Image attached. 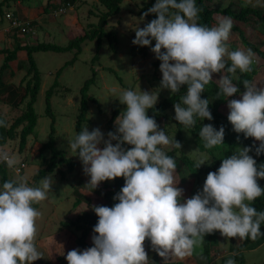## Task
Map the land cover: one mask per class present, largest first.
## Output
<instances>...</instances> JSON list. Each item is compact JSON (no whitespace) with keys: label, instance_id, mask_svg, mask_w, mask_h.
<instances>
[{"label":"clouds","instance_id":"1","mask_svg":"<svg viewBox=\"0 0 264 264\" xmlns=\"http://www.w3.org/2000/svg\"><path fill=\"white\" fill-rule=\"evenodd\" d=\"M202 11L197 0H156L144 16L153 13L157 18L137 27L132 41L142 47L156 41L151 51L161 61V88L179 93L181 86H188L174 105L175 120L184 129L194 128L197 118L213 120L209 99L201 98L213 73L226 71L235 76L237 70L251 72L256 55L251 49L229 51L232 18L223 17L209 27L198 22ZM218 82L217 98L232 97L239 91L229 75H222ZM243 85L242 99L228 101V120L235 132L260 141L255 148L260 155L264 153V87L247 79ZM158 98L156 92L124 89L117 99L127 107L115 120V132H108L105 139L99 128L90 132L84 126L69 140L70 150L78 154L85 175L90 177L85 186L94 190L101 182L118 177L125 179V185L114 197L119 202L113 207L93 206L99 217L94 226L98 235L92 237L94 246L67 252L68 264H149L146 239L167 264L169 256L190 257L202 247L205 235L215 231L241 240L264 235V211L253 206L264 195L258 183L264 179V164L258 169L257 161L249 155L252 147L238 148L223 158L219 169L207 175L202 192L181 202L183 189L176 186L175 179L177 162L158 146L174 143L180 149L182 145L148 115ZM6 126L0 119V127ZM199 135L211 149L224 144L225 128L217 130L206 124ZM125 144L132 147L126 149ZM208 160L201 158L197 167ZM0 162L12 172L19 163L7 150L0 151ZM52 183L49 175L37 187L29 186L23 177L0 185V264H32L43 257L35 243L42 213L33 205L48 198ZM226 264L236 261L229 258Z\"/></svg>","mask_w":264,"mask_h":264},{"label":"rangeland","instance_id":"2","mask_svg":"<svg viewBox=\"0 0 264 264\" xmlns=\"http://www.w3.org/2000/svg\"><path fill=\"white\" fill-rule=\"evenodd\" d=\"M56 1H58L56 2L57 4H60L63 0ZM148 1L149 0H123L120 12L109 17L107 25H105V30L114 31L116 33L117 41L114 43L115 49L112 50L110 48L109 42L105 37L102 38L99 50H97V42L95 39L86 40L81 44L82 49L77 54L73 63L64 67L58 77L60 85L50 99L55 116L56 146L65 150L67 156L76 162V166L74 170L67 171L64 165H57L52 172H47L44 176H52L53 183L48 193V198L38 203L35 207L42 213L41 217L37 220L38 232L35 243L43 257L32 262V264H68L67 260H58L57 257L63 256L66 251L76 246L74 240L76 235H79L80 232L73 229H62L60 227V222L62 220L74 219L77 214L89 213L92 211L91 206L102 201L101 193L85 186L89 182L90 177L85 175L83 164L78 154L72 152L69 147V140L75 137L74 125L79 111V90L83 82L91 76L92 70H95L96 74L94 83L89 86L88 94L96 98L97 102H89L86 115L87 120L83 123V127L87 126L90 132L93 129L99 128L104 134L105 139H107V133L111 131L109 123L113 111L118 112L117 116L111 122V124L116 127V118L126 110L127 106L121 104L117 99L122 90L132 89L135 91H148L150 93L156 92L159 95L157 104L163 98L172 94L169 89H163L160 86L162 80L160 64L157 67L153 65V61L157 58L155 53L151 51V48L155 46L156 41L152 40L151 46L143 47L132 43L135 39V29L137 27L143 28L151 19L152 13L144 16V13L148 10L140 12L141 7L146 5ZM52 3L50 0H8L0 10V18L2 13L8 10H14L21 16L22 13H19L21 11L19 6L33 11L38 8L39 11L41 7L44 9V7L48 5L49 11H43L42 13H38L36 17L34 16L37 20V26L34 28L35 33L32 31L31 34L17 36L23 39V43L27 42L28 44H33L37 41H49L64 45L70 38L89 29L91 24H96L98 20L97 17L105 10L98 0H77L72 4V8H67L64 13L58 16H52L51 10L54 9L51 7ZM211 3L217 8L228 6L232 9H238L239 7L251 4L264 10L263 0H211ZM42 15L44 16V21L41 20ZM22 17L30 20L33 18L23 15ZM222 18L223 16L218 13L214 14L212 26ZM6 23L7 20L2 18L0 28L5 26ZM237 25L243 31L248 41L253 42L264 51V24L256 25L254 21H250L248 23H237ZM8 35L11 34L0 32V44L2 47L7 46L6 41H8L7 38L10 37ZM3 38H5V41ZM227 45L229 51L238 49L248 50V47L240 40L238 33L233 30H231ZM96 53L98 54V58L92 61ZM73 54L74 50L62 52L40 50L33 53L41 77L40 88L33 105L37 115V122L34 132L28 136L23 150H18V133L20 128L17 129L15 138L8 140L5 146L7 152L15 157L16 163L19 161L25 163V166L19 173L12 172L9 168V177L11 179L26 178L28 185L33 187L39 186L40 181L43 179L42 178L39 182H35L32 176L40 166L46 165V160L38 156L39 147L48 139L51 122L50 117L45 114V90L52 84L56 71L66 61L70 60ZM17 56L18 60L26 61V51L20 50ZM21 56H23V58ZM252 66L257 69V72L253 76L251 82L257 84L258 87H264V58L256 54ZM15 70V74L12 77L4 74L5 80L17 83L24 74V71L17 68ZM222 75H224V72L213 73V80L219 84L218 80ZM119 78H121V81H119ZM62 87L68 88L61 89ZM242 94L243 93H236L232 97H227L226 101L220 105L219 110L224 114H229L230 109L228 108V101L231 99H242ZM24 108L25 103H22L17 108L6 105L5 103H0V113L9 123H11ZM166 113L167 117H161L156 120V122L160 130L166 131L169 138L173 139L175 129L173 125H175V122L172 120V116L175 117V110L174 108H169ZM182 138V147L175 158L177 162L175 173L176 186L183 189V195L180 198L181 202L191 198L198 192H202L203 185L206 181L203 172L196 177L191 174V176L189 175L188 168L184 161L180 159L181 154L191 157L196 162L203 157L209 158L208 161L201 165L204 166L214 156L233 155L238 148L242 149L244 147H249L247 144H233L229 138H225L224 144L207 149L206 151H199L188 129H183ZM254 141L260 144V141L255 140V138ZM115 143L116 141H113V144ZM99 147L103 148L104 145L101 144ZM158 147H161L167 152L171 149L172 144ZM44 155L47 159L49 156L48 151H45ZM60 171H63L64 175H61ZM101 185L102 182L99 186ZM108 185L111 186V182H109ZM74 191H78L83 196L89 198L90 202L81 201L78 205H74L73 202L76 198ZM114 197L115 196L112 197L113 206L119 202L115 200ZM261 232L264 233V224ZM93 236L92 233L88 234L86 238L87 243L93 244ZM204 240L202 247L196 248L190 257L178 259L169 256L168 259L182 260L185 264H216L223 254L227 253L229 250H233L241 241L240 238L223 237L219 231L205 235ZM257 242L259 245L257 243L256 246L244 250L243 264H262L264 260V235L259 236ZM204 247L209 249L208 257L201 253ZM191 261L193 262L191 263Z\"/></svg>","mask_w":264,"mask_h":264},{"label":"trees","instance_id":"3","mask_svg":"<svg viewBox=\"0 0 264 264\" xmlns=\"http://www.w3.org/2000/svg\"><path fill=\"white\" fill-rule=\"evenodd\" d=\"M77 0H63L62 3L57 4L58 1H53L51 7L56 8L59 5H64L67 2L74 4ZM123 0H98V2L105 8V10L97 17V23L91 24L90 28L85 30L83 33L70 38L68 42L64 45H59L56 43H52L49 41H37L33 44L28 43H22L19 39L16 38L14 45L11 49L9 48H3L0 50L4 54L3 60L0 64V103H5L6 105H9L11 107L17 108L22 103H25V108L21 111V113L11 122L9 123L8 120L0 113V119H3L6 121L7 126L6 127H0V145H7L8 140L14 139L16 136L17 129L20 128L18 136V150H23L28 136H30L35 129V125L37 122V115L34 110V102L37 97L38 90L40 88V72L37 68L36 62L34 60L33 53L36 51H55V52H62V51H72L74 50V54L72 58L68 61H66L57 71L54 77V80L52 84L45 90V114L50 117V131L48 135V139L42 143V145L39 147V154L38 156L41 159H45L46 165L40 166L35 173L33 174L32 178L35 182H39L47 172H52L57 165H64L67 171L74 170L76 166V162L72 160L69 156H67L65 150L60 149L56 146V138H55V116L54 112L51 107V97L54 95L56 90H58V87L60 85L58 77L64 67H66L69 64H72L75 60L77 54L82 49L81 44L84 43L86 40H92L95 39L97 42V50H99L102 38H107L110 48L113 50L115 49L114 43L117 41L116 33L114 31H107L105 30V25H107L109 17L116 15L121 10V3ZM264 1V0H263ZM8 2V0H1L0 1V10L2 6ZM156 3V0H149L146 5L141 7L140 12L147 11L149 8L154 6ZM197 5L199 7H202L203 11L200 13L199 17V23L205 24L209 27L212 26V23L214 22V14L218 13L219 15L223 17H231L233 21V31H236L239 35L240 40L242 43H244L248 49H251L253 52H255L259 57L264 58V51L261 50L259 47H257L253 42L248 41L246 36L243 34V31L240 29V27L237 25V23H248L250 21H254L256 25H263L264 24V10L258 6L247 4L246 6L239 7L238 9H232L231 7H222L217 8L214 7L211 3V0H197ZM13 14H16V11L11 10ZM44 11L47 12L48 5L45 6ZM0 18V22L2 21L3 14ZM18 14V13H17ZM19 15V14H18ZM20 16V15H19ZM22 17V16H21ZM156 19V14L151 15V20ZM148 22V23H149ZM36 21L31 19V31L33 26L36 25ZM28 31L24 34H31L32 32ZM22 35V34H21ZM11 36L15 37L17 36L16 33H11ZM20 37V36H19ZM18 50H25L26 51V61H20L17 63V69L23 70L24 74L20 78V80L17 83L7 81L5 80L4 74H7L8 76L12 77L15 74L14 69L10 68L9 62L16 59L17 51ZM231 50V49H230ZM98 58V54L96 53L92 61L96 60ZM159 64H161V61L159 59H156L153 61V65L157 67ZM230 64V61H229ZM112 70V69H110ZM257 69L252 66V71L248 73H241L239 70H237V73L235 76H232V74L224 72V75H229L233 79V83L237 85L239 88V91L237 93H243L245 91L243 81L245 79L252 81L253 76L256 74ZM95 70H92V74L89 78H87L82 86L80 87V100H79V111L76 117L74 130H75V136L83 130V123L87 120V110H88V104L90 101L97 102V99L93 96H90L88 94L89 86L94 83L95 79ZM236 76L239 77V79H236ZM119 81H121V78H119ZM187 85L181 86L179 93H172L170 96L163 98L158 104L154 106V108L148 110V115L155 120H158L159 118H165L167 117V109L174 108V105L177 102H180V98L186 94L187 92ZM68 87H62L61 89H65ZM60 89V90H61ZM219 91V84H217L214 80L211 81L206 87L205 91L201 94L202 99H209V110L211 111L213 115V120H200L197 118V122L194 128L188 129V131L192 134V137L194 138V141L196 143V146L198 147L199 151H206L208 148L204 146V142L201 140V137L199 135V131L203 125L206 124H212L217 130L221 126L225 128V138H229L233 144L239 145V144H247L249 147H252V151L249 153L250 156H252L257 161V167L259 169V166L264 164V153L257 155L255 148L259 147V143H256L254 141L253 137H247L244 133H237L234 131L233 125L228 120L229 114H224L219 110V107L222 103L226 101V97H219L217 98V92ZM117 111H113L112 117L110 118V130L112 132L116 131V127L111 124V122L114 120V118L117 116ZM172 120L175 122V129H174V137L180 144L182 142V131L184 129L183 125H180L178 121L175 120V117L172 116ZM224 138V139H225ZM124 147L126 149H130L132 146L125 144ZM48 151L49 156L46 159V156L44 155V152ZM180 151L179 148L175 147V144H172V147L170 150L165 152L167 155H169L172 158H176L177 153ZM231 155H222L213 157L208 163H206L204 166L197 167V162L194 161L191 157L181 154L180 159L184 161L186 167L189 170V175L196 177L201 172L205 174V177L207 178V175L209 172H215L219 169V167L222 164L223 158H228ZM21 161H19L20 163ZM61 175H64L63 171H60ZM190 175V176H191ZM11 180L9 177V167L6 163L0 162V185L3 184V182ZM111 182V186L108 185V183ZM258 183L261 188H264V179H259ZM125 185V179L123 177H118L115 180H109L102 182V185L98 188L94 189V191H97L102 194V201L100 203H97L93 206H107V207H113V201L112 197L116 196L117 193L120 192L122 187ZM76 194V198L73 202L74 205H78L81 201H85L89 203V198L83 196L80 192L74 191ZM37 204H34L33 207H36ZM93 206H91L92 211L91 212H85L82 214H77L74 219L69 220H62L60 222V227L62 229H73L75 231H79V235H76L75 237V247L73 249H80L84 250L87 247L94 246L93 244H89L86 241V238L88 234L92 233L93 235H98L94 232V226L97 224L99 217L96 215V213L93 210ZM253 206L258 211H264V195L257 198L253 202ZM263 224L261 225L262 229ZM259 237V236H258ZM252 240L251 238H246L241 240L238 245L235 246L233 250H229L227 253L223 254L221 258H219V261L216 264H226V260L229 258H232L236 261V264H243L244 263V250L252 248L257 245V239ZM259 245V243H258ZM145 251L148 254L149 257V264H166V261L164 258H161L158 253L153 249L150 240L146 239L144 242ZM71 249V250H73ZM68 250L65 252L63 256H58V260H67L66 255L67 252L71 251ZM208 257L209 249L207 247H204L203 251L201 252ZM200 253V254H201ZM199 254V255H200ZM156 257V259H155ZM179 259V258H178ZM50 264V263H46ZM167 264H185L182 260H175V259H167ZM264 264V260L262 262Z\"/></svg>","mask_w":264,"mask_h":264},{"label":"built area","instance_id":"4","mask_svg":"<svg viewBox=\"0 0 264 264\" xmlns=\"http://www.w3.org/2000/svg\"><path fill=\"white\" fill-rule=\"evenodd\" d=\"M72 8L71 3H66L64 5H60L57 8L51 10L52 16H58L64 13L66 10ZM3 18L7 20L5 26L0 28V32L2 33H16L17 35L24 34L28 31H31V20L28 18H24L19 16L17 13L13 14L12 11H5L3 14ZM0 151H6L5 147L0 145ZM24 166L23 162L18 163L13 167L15 173L21 172V168Z\"/></svg>","mask_w":264,"mask_h":264},{"label":"crops","instance_id":"5","mask_svg":"<svg viewBox=\"0 0 264 264\" xmlns=\"http://www.w3.org/2000/svg\"><path fill=\"white\" fill-rule=\"evenodd\" d=\"M52 1H56V0H50V2H52ZM20 7V9H21V11L19 12L20 14H21V16L23 15V16H25V17H27V16H31V18H32V20L33 19H35L36 20V18H34V16L36 17L37 15H38V13H42L43 11H44V9H43V7H41V9H40V7H39V11H38V8H36L34 11L33 10H31V9H25L24 7H21V6H19ZM45 8V7H44ZM27 13H29V14H27ZM40 15V14H39ZM44 16L42 15L41 16V20H43L44 21V18H43ZM36 22H37V20H36ZM37 24V23H36ZM37 25H35L34 26V28L36 27ZM34 28H32V31H33V33H35V30H34ZM31 31V32H32ZM4 35V34H3ZM8 36H10L9 38H7V40L8 41H6L7 42V46H1V44H0V50L1 49H3V48H9V49H11L12 48V46L14 45V43H15V40H16V38L17 39H19L22 43H23V39L21 38V37H18V36H15V37H13V36H11V35H8ZM7 36V37H8ZM6 37V36H5ZM5 38H3V40H4ZM5 41V40H4ZM27 43V42H26ZM5 44V43H4ZM20 50H18L17 51V53L19 52ZM21 51H25V50H21ZM0 55H2V56H0V59H1V62H2V60H3V56H4V54L2 53V52H0ZM2 57V58H1ZM22 58H23V56H21ZM20 61H22V60H18V56H16V59H14V60H12V61H10L9 62V64H10V68H12V69H16L17 68V63L18 62H20ZM0 62V63H1ZM199 255V254H198ZM197 257V256H196ZM193 260V259H192ZM194 262H196L195 260H193ZM193 261H191V263L193 262ZM197 261H198V259H197ZM193 264V263H192ZM198 264V263H197Z\"/></svg>","mask_w":264,"mask_h":264}]
</instances>
